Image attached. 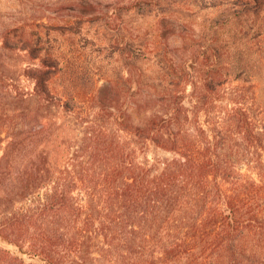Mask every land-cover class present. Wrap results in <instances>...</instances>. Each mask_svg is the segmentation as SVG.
Instances as JSON below:
<instances>
[{"label": "trees", "instance_id": "1", "mask_svg": "<svg viewBox=\"0 0 264 264\" xmlns=\"http://www.w3.org/2000/svg\"><path fill=\"white\" fill-rule=\"evenodd\" d=\"M231 4L264 13V0ZM95 12L120 28L122 15L102 2L77 16ZM258 30L252 46L262 48ZM53 56L30 54L42 59L30 69L36 89L15 99L37 96L91 131L33 128L26 113L0 109V264H264L260 89L251 114L234 107L207 130L200 116L217 100V70H203L200 87L172 59L171 71L204 95L192 111L175 80L158 89L132 67L87 92L56 88L66 69Z\"/></svg>", "mask_w": 264, "mask_h": 264}, {"label": "rangeland", "instance_id": "2", "mask_svg": "<svg viewBox=\"0 0 264 264\" xmlns=\"http://www.w3.org/2000/svg\"><path fill=\"white\" fill-rule=\"evenodd\" d=\"M234 1L0 0V109L9 115L16 110L26 113L33 128L42 123L49 131H91L59 106H42L37 96L15 99L17 89L35 91L30 69L38 68L42 59L34 60L30 54L40 52L54 55L66 69L55 81L56 88L87 92L109 78L122 81L132 67L136 80L143 71L147 83L158 89L175 80L181 91L186 90L182 93L192 111H197L198 99L204 95L197 97L201 90L195 94L190 81L171 71L172 59L184 62L188 79L200 87L207 79L202 71L217 70L220 77L210 80L217 87V100L209 116H200L205 129L209 130L210 117L212 121L228 117L234 107L248 108L251 114V91L260 89L264 107V44L252 46L254 33L264 31V13L246 12L231 4ZM90 2L116 7L123 18L115 21L122 23L120 28L109 27V17L100 12L77 16L80 5L87 7ZM2 41L12 47H4ZM258 112L255 119L264 125V108Z\"/></svg>", "mask_w": 264, "mask_h": 264}]
</instances>
